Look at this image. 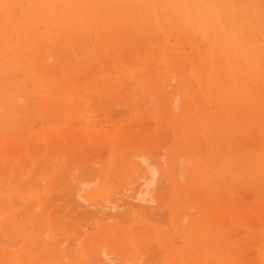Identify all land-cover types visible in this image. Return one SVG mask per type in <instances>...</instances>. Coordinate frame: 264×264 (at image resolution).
<instances>
[{
	"label": "rangeland",
	"instance_id": "1",
	"mask_svg": "<svg viewBox=\"0 0 264 264\" xmlns=\"http://www.w3.org/2000/svg\"><path fill=\"white\" fill-rule=\"evenodd\" d=\"M43 1L45 0H24V2L21 1L24 5H21V3L18 5L22 9L20 13L30 7L35 10L39 9L43 18L51 16L48 19V23L52 24H49V27H45L44 23H38V21L36 23L38 30L36 29L35 34L41 42L38 49L39 52L42 50L41 52L43 53L40 52L41 55L44 54L42 61L38 59L40 61L38 64H41L42 68L37 65L36 71H34L30 68L31 65L24 64V66L19 62L15 65V69L17 68L16 71L19 72L20 75L18 76H21L20 78L18 76L16 78L18 73L15 71L11 73L10 71L4 72V74L0 75V81H5L4 83L3 81L0 82V86H3L0 87V92L7 89L10 95L12 94L3 100L4 103L2 100L0 101V112L7 111L9 114L2 119L3 123L7 124L4 128L6 130L4 134L0 127L1 174L3 173L2 170H4L3 178L0 177L1 185L4 180L7 184L10 183L11 172L21 174L15 180H11L14 185L13 188H16L26 180L42 178L41 174L49 172L54 167L71 169L72 165L75 166L77 163L81 165L87 162L84 165L93 168L95 165L97 168L104 167L105 173L109 175L107 177L113 179L111 183L115 182L113 184L114 187L119 188V182L123 184L124 180H121V178L118 180L119 175L117 173L122 171L127 165L124 166V161L118 159L119 162L116 157L118 158L119 155L129 156L137 150L144 153L146 151L155 152L152 154L156 158L159 157L157 160H160L164 167H169V158H171V172L180 187L185 185L184 169L190 170L189 174H187V178L193 187L190 192L187 193L185 190L183 194H177L175 193L176 189H172L171 185H169V188L167 186V190L170 189L169 193L164 192L167 195L170 194V197L167 196V199L170 200L165 203L167 204L166 209L172 202L179 203L182 207L181 201H186L187 204L183 207H187L186 211L189 213L190 219L193 220L188 229L183 224L177 236V241H182L179 245L183 249L181 255L184 258L180 264L192 259H194L196 264H206L205 260L207 258L213 260L210 264H223V261L234 257L240 259L237 264H264V100L261 101V99H264V96H262L264 95V79H262L264 78V72L261 73L257 71L258 69L255 68L253 70L252 68L253 71L248 73L247 66L242 64L233 69L224 59V56L220 55V59L223 58L224 60L219 61L218 66H215L216 68L213 69L212 73H214L216 82L220 84V90L223 89L224 91H221L223 96H227V101L222 102L223 104L221 105L218 101L209 100V97L205 96L206 86L204 83L207 80V73L212 69L211 58L215 51H211L210 46L204 43L203 35L199 29V35H197V29H194L188 22H185V26L181 27L184 21L180 17L175 18L181 14V11L180 14L178 13L179 7L176 8L177 13H173L174 15H170V18L168 17L169 21H165V18L160 16L162 13L157 11V6L152 0H133L132 3L128 0L121 2L118 0L121 5L117 7L118 10L116 6L119 2H114L116 4H114L115 13L114 10L113 13L110 12L111 10L108 6H104L102 2L105 0H94L92 2L90 0V4H88V0H63L62 4L61 0H53L56 10L51 9L50 3L52 0ZM70 3L73 6L72 9H70L72 7ZM10 5L15 6L16 4L12 1L10 2V0H0V9L4 6V12L7 11L6 7ZM45 5H47L46 8H44ZM122 6L123 8H121ZM19 8L16 10L13 7V13L9 14L0 12V20L2 19L0 21V24L2 23L0 30L3 28L0 35L1 37L4 35L0 39V50L3 49L6 40L12 41L14 39V44L18 41L17 32L14 26H10V24L12 21V24H14L19 19V15L23 16L24 13H16V11L20 10ZM90 10L92 13H89L91 12ZM117 11L119 13L118 16ZM127 11L132 13L125 15ZM152 11L154 13H150ZM72 13L76 14L70 15ZM106 13H111V16L106 15ZM62 14L70 15L74 19L76 17V22L74 19L72 20L73 26L68 23L64 25ZM122 14L125 15L123 20L120 19ZM88 15L89 17H87ZM92 15H97L99 18ZM105 15L108 16L107 23L105 20L102 21ZM116 16L120 19V24L119 19L117 18L116 20ZM152 16L155 17V20ZM4 19L6 22L3 21ZM173 20L174 22H172ZM89 21L91 23H88ZM154 21L157 23H153ZM124 22L126 25H123ZM106 24L109 25L107 26ZM5 25H8V27ZM76 25L80 26V29ZM115 25H117L116 28ZM168 25L171 26L169 27ZM9 26L11 29H9ZM38 26H41L40 29ZM70 26L73 28L72 30ZM99 26L101 30H99ZM177 26L184 30L178 29ZM41 29L44 30L42 31ZM10 30H14V34L10 32L11 35L9 36L8 31ZM194 32L196 33L195 35H193ZM39 33L42 34L39 35ZM48 33L54 37V48L46 47L45 42H47ZM56 34L57 36H55ZM67 34L72 36L68 37ZM10 37L13 39L11 38V40ZM0 59H2L1 55ZM207 66L208 68H206ZM20 68L22 69L21 73ZM238 69L239 71H237ZM218 70L220 72H217ZM221 71L223 74L219 75ZM22 72L23 75H21ZM253 72L255 73L253 74ZM7 76L10 78L14 76V78L11 80ZM232 77L234 79L231 80ZM235 77L239 79L237 80ZM4 78L10 79V81L6 82L7 79ZM18 78L19 82L15 81ZM221 81L223 87L225 86L226 88L221 86ZM236 82L238 85H236ZM244 82L245 84L243 85L242 83ZM245 90H247V94ZM225 92L228 94H225ZM243 94L248 95L249 98L246 95L243 96ZM254 94L255 99L253 97ZM53 96L55 99L54 103L51 102ZM59 96L67 97V103L59 105ZM174 99L175 102L173 101ZM176 108L177 110H175ZM75 109H80V113L76 112ZM10 111L11 113H9ZM18 130H22V134ZM6 133L9 136H5ZM14 133H18L21 136ZM124 134H130L128 135L127 144L122 141V135ZM13 137L18 141H15ZM20 138L25 143L21 142L23 140H20ZM5 140L8 141L6 142ZM28 141L32 143H28ZM29 144H32V146ZM6 145H8V150L4 151L7 149L5 148ZM4 153L7 157H3L5 156ZM34 155L36 164H33L32 159H30ZM148 157L149 159L152 158L149 155ZM71 158H75V160L78 158V162L72 165L66 164ZM115 159L116 162L114 163ZM226 160L229 161L226 163ZM179 165L181 166L180 169ZM204 165L206 166L204 167ZM236 166L237 169L235 168ZM110 167L114 169L111 170ZM234 171H236L235 174H232ZM160 172L156 178H160L159 176L162 173ZM75 175L74 177L78 178L80 173L75 172ZM22 178L23 180H21ZM7 188H12V186H7ZM50 192L48 194H53L56 191L50 190ZM56 194L52 195L54 199L63 198L58 200L57 203L66 202L62 201L65 200L63 196L58 198V196H55ZM187 194L193 200L188 198ZM198 206L203 209L198 210ZM18 207L20 209L21 206ZM211 208H214L217 214H212L213 210ZM18 209L15 211H19ZM217 209L219 210L217 211ZM128 222L121 223L129 230L127 234L130 237L132 224L130 222L128 224ZM78 229L81 231L80 226L77 227ZM168 229L166 228L165 230L167 231ZM206 237L211 241H208ZM204 240H206V245L202 244L205 242ZM156 242L155 240L153 244ZM214 242L216 243L214 244ZM158 245L153 247L157 253L154 252L153 248H150V252L153 250L152 253L156 254H159L158 251L160 252V250L163 252V247L159 245L161 248L159 249ZM126 246L130 247L128 244ZM150 246H152V243ZM192 247L194 248L193 250ZM11 248L15 249L17 246L14 245ZM150 252L147 251L148 257L145 253L143 258L147 257V259L149 258L148 261H150ZM152 253L151 256L153 258ZM128 254L131 255V253ZM160 254L152 260L157 261L158 259L160 261L159 257L161 258L162 256ZM242 255H245L243 259L246 261L241 258ZM47 261L50 262L49 259ZM47 261L45 260V262ZM154 261L151 262L154 263ZM159 261H157V264L161 263Z\"/></svg>",
	"mask_w": 264,
	"mask_h": 264
},
{
	"label": "bare ground",
	"instance_id": "2",
	"mask_svg": "<svg viewBox=\"0 0 264 264\" xmlns=\"http://www.w3.org/2000/svg\"><path fill=\"white\" fill-rule=\"evenodd\" d=\"M11 1L14 2L16 5L15 6H11V5L7 6L6 12H4V10H3L4 6H3L0 9V12H2L4 14H9L11 12L13 13V11H12L13 7H14V9L18 10V8H19L18 5L21 3V1L24 2V0H10V2ZM45 1H43V2H45ZM88 1H89L88 4H90L94 0H91V2H90V0H88ZM121 1H123V0H120V2ZM128 1L130 3L133 2V0H128ZM152 1L155 4V6H157L156 7L157 11H159V13H162V14H160V16H163V18H165V21H169V18L171 17L170 15H174L173 13L176 12V10H177L176 8L179 7L180 9H179L178 13L180 14V11H181V14L176 16L175 18L180 17V19L184 21V22H182L183 25H181V27L182 26L184 27L185 26L184 23L188 22L189 24H191V26L194 29L195 28L197 29L196 30L198 32L197 35H199V30H200L201 34L203 35L204 43H206L207 45L210 46L211 51H215L212 58L210 57L211 61H212V69L210 71L208 70L209 71L208 73L206 72L207 73V80L204 83V85L206 86V93L205 92L204 93H205V96L209 97L208 98L209 100L213 99L215 101H218V103L221 105L223 104L222 102L227 101L226 100L227 96L226 97H225V95L223 96V93L221 92V91H223V89L220 90V84L218 82H216V78L213 75L214 73H212L213 69L218 66L217 64L219 63L220 60L225 59L233 69H236L238 66H240L242 64L243 66L244 65L247 66L246 68H248V71H247L248 73H251L255 68L258 69L257 71H259L261 73L264 72V0H152ZM43 2H41V3H43ZM60 2L62 4L64 1L61 0ZM114 2L118 3L119 1L118 0H105L102 3L104 4V6H106V7L108 6V8L111 10L110 12L113 13V10H114V13H115V9L118 6H120L121 3L119 2V4L116 6V8H114V4H115ZM35 3H36V1H35ZM22 4L23 3H21V5ZM50 4H51V9L56 10V7L54 5L55 3L53 4V0L51 1ZM76 4H77V2H76ZM80 4H82V3H80ZM147 4H149V3H147ZM12 5H14V4H12ZM26 5H28V4H26ZM85 5H86V3H85ZM85 5H83V6H85ZM46 6L47 5H45L44 8H46ZM70 6H72L71 3H70ZM61 7H62V5H61ZM79 7L81 8V6H79ZM72 8H73V6L70 7V9H72ZM101 8H103V7H101ZM121 8H123V6ZM146 8H147V5H146ZM19 9H20L19 11L15 10L16 13L17 12H18V14L24 13L23 16L19 15V19H17L14 22V24H12L13 21L12 22L9 21V22H11L10 26L11 25L14 26V29L17 32L18 41L16 42V44H14L15 42H13L14 39L12 38L13 37L12 36V37H10V39L12 38L13 40L12 39H11L12 41H10L9 39L6 40V43H4L3 49L0 50V55L2 56V59H0V60H2V61H0V75L4 74V72L10 71V73H11L12 71H15L16 73H18L16 75V78L18 75H20L19 72L16 71L17 68L15 69V65L18 64L19 62H20V64H23V65L24 64H26L28 66L31 65L30 68H32V70H34V71H36L35 69H36L37 65H39L40 68H42L41 64H38V63H40V61L38 59H41V61H42L44 54L41 55L40 52L42 50L40 49L41 51L39 52V49H38L40 47L41 42L39 40V37L35 34L36 29L38 30V28L36 27V23H37V21H38V23H44L45 27H49V24H52V23H48L49 22L48 19L51 16L49 15L50 16L49 18H43V16L41 17L39 9L35 10L34 8L28 7V8L23 10L24 12H21V13H20V11H22V9L21 8H19ZM48 9H49V7H48ZM85 9H87V8H85ZM149 9H151V8L149 7ZM94 10H96V9L94 8ZM66 11H67V9H66ZM68 11H70V10H68ZM123 12H125V11H123ZM123 12H121V13H123ZM84 13H85V11H84ZM89 13H92V11ZM117 13H118V11H117ZM127 13H128V11L126 12L125 15H127ZM129 13H132V12L129 11ZM150 13H154V12L152 11ZM54 14H55V12H54ZM73 14H76V13H72L70 15H73ZM101 14H103V13L101 12ZM101 14H100V16H101ZM55 15H57V14H55ZM70 15L62 14V19L64 21V25H65V23H68L69 25L73 26L72 20L74 18H72ZM106 15L111 16V13L110 14L106 13ZM106 15L103 16V18L102 17L101 18L103 19L102 21L105 20L107 23L108 16H106ZM118 15H119V13L117 14V16ZM125 15L122 14V17L120 16L121 17L120 19L121 20L125 19V18H123V16H125ZM84 16H85V14H84ZM96 16H93V17H96ZM117 16H116V20L118 18ZM46 17H48V16H46ZM87 17H89V15ZM134 17H136V16H134ZM92 18H90V19H92ZM97 18H99V17L97 16ZM109 18H111V17H109ZM113 18H114V15H113ZM153 18L155 20V17H153ZM14 19H15V17H14ZM14 19H12V20H14ZM75 19H76V17H75ZM75 19H74V21H75ZM120 19L118 20L119 24L121 22ZM111 20H113V19L111 18ZM131 20H132V18H131ZM3 21L6 22L5 19ZM50 21H53V20H50ZM58 21H61V20H58ZM96 21H98V20H96ZM102 21H100V22L102 23ZM130 21H129V23H130ZM4 22H3V24H4ZM163 22L164 21L162 20V23ZM172 22H174V20ZM88 23H91V22L89 21ZM129 23H128V25H129ZM153 23L156 24L157 22L154 21ZM110 24H111V22H110ZM92 25H95V24H92ZM98 25H99V22H98ZM117 25H115V28ZM123 25H126V23L124 22ZM163 25H164V23H163ZM5 26L8 27V25H5ZM71 26H70V29L72 30L73 28H71ZM111 26L113 27V25H111ZM127 26H125V27H127ZM168 26L170 27L171 25H168ZM174 26H173V28H174ZM40 27H39V29H40ZM61 27H62V25H61ZM77 27H79V29H80V26H77ZM103 27H105V26H103ZM137 27H138V24H137ZM177 28L181 29V30L183 29V28H179V26H177ZM9 29H11V27ZM45 29H47V28H45ZM57 29H58V27H57ZM1 30H0V32H1ZM41 30L43 31L44 29H41ZM99 30H101L100 26H99ZM82 31H83V29H82ZM185 31H187V30H185ZM10 32H13L12 34H14V30L13 31L10 30V31H8L9 36L11 35ZM44 32H46V31H44ZM42 33H39V35H41ZM59 33L61 34V32H59ZM184 33H186V32H184ZM195 34L196 33L194 32L193 35H195ZM47 35H48V39H47V42H45L46 47L51 48L54 45V43H53L54 37H53V35H50L49 33ZM44 36L46 37V35H44ZM55 36H57V34ZM70 36H72V35L71 34L68 35V37H70ZM2 37L0 35V39H2ZM196 38H198V37H196ZM3 39H5V38H3ZM41 39H43V38H41ZM58 40H60V39L58 38ZM42 43H44V42H42ZM1 46H2V44H1ZM41 46H42V44H41ZM56 52H58V51H56ZM41 53H43V52H41ZM220 55H223L224 59L223 58L220 59ZM47 58H49V57H47ZM36 61H39V62H36ZM222 62H224V61H222ZM206 68H208V66ZM252 68H253V70H252ZM21 70L22 69L20 68V73H21ZM215 70H217V69H215ZM237 71H239V69ZM217 72H220V71L218 70ZM254 73L255 72H253V74ZM35 74H36V72H35ZM222 74L223 73L221 71V73L219 75H222ZM236 74H238V73H236ZM21 75H23V72ZM24 75L26 76V74H24ZM4 76H6V75H4ZM14 76H12V78H14ZM41 76H42V74H41ZM229 76H230V74H229ZM234 76H236V75H234ZM7 77H9V76H7ZM10 77H11V75H10ZM233 77L231 78V80L234 79ZM12 78H10V79L12 80ZM19 78L15 79V81L19 82ZM217 78H219V77H217ZM4 79H7L6 82L10 81V79H8V78H4ZM262 79H264V78H262ZM2 81H0V82H2ZM234 81H236V80H234ZM239 81H241V80H239ZM4 82L5 81H3V83ZM3 83H1V84L3 85ZM242 84L244 85L245 82ZM236 85H238V83ZM221 86L223 87L222 81H221ZM0 87H3V86H0ZM246 91L247 90H245V93L247 94ZM248 91H250V90H248ZM1 92H0V101L1 100L3 101L4 99H7L9 96L12 95V94L10 95V93L7 89L5 91H3L2 93ZM16 92H15V94H16ZM228 92H230V91H228ZM225 94H228V93L225 92ZM246 94H243V96ZM252 94H253V92H252ZM249 95L251 96V94H249ZM49 96H51V95H49ZM254 96H255V94L253 95V97ZM262 96H264V95H262ZM170 97H172V96H170ZM246 97L249 98L248 95H246ZM254 99H255V97H254ZM54 100L55 99L53 96L51 98V102L54 103L53 102ZM244 100H245V98H244ZM262 100H264V99H261V101ZM58 101H59L58 102L59 105L60 104H66L67 103V97L65 98L64 96L63 97L59 96ZM173 101L175 102V99ZM3 103H4V101H3ZM10 103H12V101H10ZM236 103H237V101H236ZM236 103H235V105H236ZM256 104H258V103H256ZM51 105H53V104H51ZM8 106H9V104H8ZM42 106H43V104H42ZM26 107H28V106H26ZM0 108H1V106H0ZM10 108H11V106H10ZM29 109H30V106H29ZM79 110L80 109H75L76 112L80 113ZM175 110H177V108ZM230 110H231V108H230ZM9 113H11V111ZM215 113H217V112H215ZM221 114H223V113H221ZM7 115H9L7 113V111L0 112V127L2 129L3 134L6 131V130H4V128L6 127L7 124L5 125V122L3 123L2 119H4V116H7ZM12 117H13V115H12ZM13 121H16V120H13ZM19 124H20V122H19ZM18 131H20V130H18ZM21 132H23V131L21 130L20 134H22ZM208 132H209V130H208ZM14 134L17 135L18 133H14ZM20 134H18V135L21 136ZM15 135H13V136H15ZM128 135H130V134L122 135V138H123L122 141L125 142L126 144L128 141L127 140ZM214 135H216V134H214ZM5 136H9V135L6 133ZM37 137H38V135H37ZM13 138H15V137H13ZM16 138L18 139L17 136H16ZM16 138H15V141H18ZM23 138H25V137L23 136ZM33 138H35V137H33ZM20 140H23V139L20 138ZM5 141L7 142L8 140H5ZM21 142H24V140ZM28 143H32V142L28 141ZM30 146H32V144ZM115 146L117 147V145H115ZM7 147H8V145H6L5 148H7ZM28 147H27V149H28ZM31 149H32V147H31ZM6 150H8V148L5 149L4 151H6ZM4 151H2V152H4ZM245 151H246V149H245ZM247 151H248V149H247ZM149 152L151 154L155 153V152H151V151H146V153H144L140 150H137L135 153H133L129 156H122V155L118 156L117 155L118 158L116 157V159L124 161V166L127 165L124 169H122V171L117 173L119 175L117 179L120 180V178H121V180H124V183L122 182L123 184H121V182H119V188L114 187L113 184H115V182L111 183V180H113V179L110 177H107L109 175L105 173L104 167H102V168L98 167L97 168L95 165V167L93 168V167L84 165L87 162L79 165V163H77L78 158L76 160H75V158L74 159L71 158V160L69 159L70 161L66 162V164H71V165L77 163L75 166H73V165H72L73 167L71 166V169L74 168L73 170H71L69 168H68L69 169L68 170L66 167H65L66 169H63L61 167H54L49 172H47L45 174H41V176H43L42 178L39 176L40 179H38V180H35V179L26 180L21 185L19 184L20 186L18 185L16 188H13L14 185L11 183V180L12 179L15 180L17 177H19L20 173L16 174L15 172H11V176H12V178L10 177L11 178V180H10L11 184L10 183L7 184V182L4 179H3L4 182L2 180V182H3L2 185L0 182V264H152L153 262H151V261H154L152 259L162 252L160 250V252L158 251L159 254H156L157 253L156 249L153 248L154 246H157L158 243L160 246L163 247V252L160 254L162 256H161V258L159 257L160 261L156 258L157 261L161 262L160 264H180L184 258L181 255L183 249L180 248V245H179L182 241L179 240L181 242H178L177 236H178V233H179L181 227L183 226V224L186 225L187 229H188V227L191 226L193 220L190 219V215L186 211L187 207L186 208L183 207V206H186L185 205V204H187L186 201L185 202L183 200L181 201L182 207L179 203L172 202V204L168 207L169 210L166 209L167 204H165V203L167 202V200H170V199H167V196L170 197L169 196L170 194L167 195L169 193L168 191L170 190V189L167 190V186L169 188V185H171L172 189L173 188L176 189L175 193H177V194L178 193L183 194V191H185V190L187 191V193L190 192V190L193 188L191 186V182H189V179L187 178L188 177L187 174H189L190 170L187 169L188 170L187 171L184 169V171H185L184 172L185 185L184 186L182 185V187H180L177 179L173 176V173L171 172V169H172L171 158H169V167H164L162 165V163L160 162V160H157V158H159V157L156 158L155 155H153V154L151 155ZM251 152H253V151H251ZM6 153H8V152H6ZM147 154L150 157H152L153 159L152 158L149 159ZM3 157H7L6 154ZM215 158H216V156H215ZM30 159H32L33 164L37 163L35 155H34V157L31 156ZM116 159L114 160V163L116 162ZM222 160L224 161V159H222ZM227 161H229V160H226V163H227ZM243 162H244V160H243ZM259 163H258V165H259ZM94 164H96V163H94ZM180 164H182V163H180ZM228 164H230V163H228ZM7 165H6V167H7ZM205 166L206 165H204V167ZM228 166H230V165H228ZM180 168H181V166L179 165V169ZM235 168L237 169V166ZM1 169L2 168H0V170ZM112 169H114V168L112 167L111 170ZM202 169H205V168H202ZM225 169H226V167H225ZM31 170H30V174H31ZM111 170L109 169V171L112 173ZM2 171H3L2 174H4V170H2ZM15 171H16V168H15ZM24 171H25V169H24ZM117 171H115V172H117ZM159 171L162 172V173L160 172L161 173L159 176L160 178H158V177L156 178V176L159 175ZM236 171H234L232 174H235ZM75 172L80 173L78 178L74 177V176H76ZM165 172L166 173L168 172V173L166 174ZM111 173H109V174H111ZM2 174L0 172V177L3 178ZM176 174H177V172H176ZM20 176H21V174H20ZM191 176H190V178H191ZM156 179H158V180L156 181ZM21 180H23V178ZM191 180H193V179H191ZM7 181H9V179H7ZM181 181H183V180H181ZM7 186H10V187L12 186V188L8 189ZM50 190H53V192L56 191L54 193L55 194L57 193L55 196H58V198L60 196H63L65 198V200H62V201H66V202L61 203V204L57 203L58 200H61L63 198L60 197L58 200L54 199V197H52V195L54 194L53 192H52L53 194H48V193H51ZM164 192H166L167 194ZM179 196H180V194L177 197L179 198ZM182 196H184V195H182ZM187 197L190 198L191 200H193L189 194H187ZM172 198H173V196H172ZM190 203H191V201H190ZM204 205H205V202H204ZM18 206H21L22 209H21V207H20V209H18L19 208ZM66 207H67V209H66ZM180 207H181V209H180ZM192 208H193V206H192ZM207 208H208V206H207ZM17 209L19 211H15ZM197 209L199 210V209H203V208L198 206ZM205 209H206V206H205ZM211 210H213L212 214L216 213L215 212L216 210L214 211V208H211ZM218 210L219 209H217V211ZM191 216H193V215H191ZM127 221H129L132 224V226H131L132 228L130 230V232H131L130 237L127 234V232L129 230L124 225H122V223H126ZM129 222H128V224H129ZM79 226L81 228V231H79L80 229L77 230V227H79ZM166 228L167 229L169 228L168 229L169 231L168 230L166 231L165 230ZM187 229H186V231H187ZM204 235H203V237H204ZM216 236H219V235H216ZM215 238H217V237H215ZM207 239H208V241H211V240H209V238H207ZM155 240L157 242L154 243L155 244L154 245L153 242ZM204 241L205 242H203L202 244L206 243V240H204ZM151 243H152V246H150ZM215 243L216 242H214V244ZM127 244L130 247H127L126 246ZM14 245H16L17 248H15V249L11 248V246L14 247ZM159 245H158V247H159V249H161ZM158 247H156V248L158 249ZM150 248H153L155 250V251L154 250L153 251L156 253H152L153 252L152 249H151L152 252H150ZM193 249L194 248L192 247V250ZM147 251L150 252L149 253V255H150L149 257L151 258L150 261H148L149 258L147 259V257H148ZM199 251H203V250H199ZM128 253H131V255H129ZM151 253L154 256L153 258L151 256ZM144 254L147 255V257L143 258ZM154 254H156V255H154ZM232 255H233V253H232ZM202 256H203V254H202ZM243 256H245V255H242V257H241L242 259H243ZM227 257H228V255H227ZM197 258L199 259V257H197ZM229 258H230V255H229ZM47 259H49L50 262H48ZM142 259H144V260H142ZM45 260L47 262H45ZM238 260H240L238 257H234V258L223 261V264H237ZM155 261L153 264H157V261L156 262ZM205 261H206V264H210L213 260L207 258ZM244 261H246V260H244ZM244 261H243V263H244ZM184 264H196V263L194 262V259H192L191 261H186Z\"/></svg>",
	"mask_w": 264,
	"mask_h": 264
}]
</instances>
